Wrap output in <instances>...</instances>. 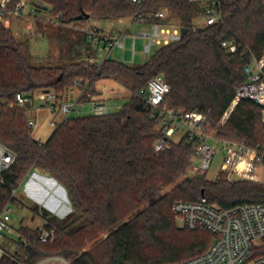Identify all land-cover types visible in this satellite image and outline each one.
<instances>
[{"label":"trees","instance_id":"obj_1","mask_svg":"<svg viewBox=\"0 0 264 264\" xmlns=\"http://www.w3.org/2000/svg\"><path fill=\"white\" fill-rule=\"evenodd\" d=\"M20 1L11 0L10 8ZM27 1L42 4L38 15L61 16L62 26L84 27L87 15L120 20L133 18L138 11L146 12V24L167 25L169 17L156 16L165 11L185 32L180 41L159 47L141 66L110 58L87 64L83 56L79 62L61 66L33 67L25 57L27 45L0 20V142L17 154L15 163L0 173V213L7 205L27 208L55 236L53 242L43 243L39 229L22 225L15 243L18 251L0 264H38L49 258L70 264L186 261L208 251L215 235L177 228L172 211L175 202L205 197L223 209L264 204L263 183L231 182L225 173H219L215 181L206 175H189L194 145L188 136L169 140L167 148L156 151V144L164 139L162 118L154 116L146 104L148 82L162 76L171 87L164 103L207 116L204 130L209 134L231 107L238 87L248 81L246 68L254 59L264 58V0H218L222 19L207 27L199 26L205 5L190 0H143L140 4L130 0ZM84 32L88 39V31ZM226 41H234L237 52L223 47ZM94 44L90 41L85 47L86 57H97ZM105 79L119 81L131 92L120 111L69 118L57 124L46 142L34 138L27 107L16 104L18 97L33 98L40 91H54L62 99L75 81L81 83L78 102H92L98 94L96 83ZM216 137L258 144L264 152L261 106L241 100ZM35 170L67 190L73 210L66 217L59 218L36 203L27 205L14 195ZM103 232L107 236L101 243L84 249ZM82 234L85 240L79 241ZM173 234L183 235L168 240ZM263 253L264 249L255 255Z\"/></svg>","mask_w":264,"mask_h":264},{"label":"built area","instance_id":"obj_2","mask_svg":"<svg viewBox=\"0 0 264 264\" xmlns=\"http://www.w3.org/2000/svg\"><path fill=\"white\" fill-rule=\"evenodd\" d=\"M135 4H140L143 0H130ZM193 3L205 5V17L199 26H212L222 19L218 0H190ZM11 0H0V20L8 23L5 17L11 14L15 17L21 16L25 10L27 15L35 19L40 15L46 16L56 25L61 24V16L53 17L50 14H39L37 10L42 6L38 1L34 3L21 0L12 9ZM30 6V9H29ZM158 18H165L166 12L162 11L156 15ZM133 21L146 24V12L138 11L132 18ZM4 23V24H5ZM163 24L154 23L150 26L152 31L146 35L150 43L145 46L146 52L152 50V46L161 47L172 42H178L182 38V29L179 31ZM178 26V25H177ZM89 39L98 45V49L104 53H110L115 47H125L126 34L105 35L97 29L88 31ZM133 54L135 52V40ZM229 52H237V44L234 41L223 43ZM87 64L101 63L97 58L86 59ZM264 58L254 59L253 63L246 68L248 81L238 87L237 96L231 107L223 116L224 123L227 121L236 105L244 99L252 100L261 106V118L264 123ZM75 87H80V82L75 81ZM171 91L170 85L162 76L155 77L148 82L146 104L153 110L154 116L162 118V134L164 139L160 140L156 146V151H162L168 147V141L174 136L182 134L188 136L194 145L195 175H207L211 169L214 156L217 153L216 144L222 147L220 151L224 154V160L220 173H226L231 182L250 181L263 183L261 176L257 174L258 169H262L264 177V152L258 144H251L247 141L232 142L221 140L216 135H207L204 128L207 126V116L199 112H182L169 107L164 103L165 97ZM82 95V94H81ZM38 100L44 105L51 107L53 112L56 109L65 114L63 121L69 119V114L77 111V103H66L59 99L54 91H40L33 98L18 97L17 105L21 108L27 107V111L32 109L30 105ZM94 115H106L109 113L105 104L93 101ZM14 104H10L13 107ZM29 127L35 126L34 120L29 119ZM58 123L53 122L56 127ZM42 143V140H39ZM216 143V144H215ZM17 159V154L8 146L0 142V173L8 170ZM219 175V173H218ZM16 195L17 190L13 191ZM174 216L182 222L183 227L190 230H204L215 235L212 246L204 254L190 260L175 262L171 264H264V253L255 255L256 251L264 249V204L251 203L236 205L229 209H223L211 204L205 197L198 201L187 202L177 201L172 207ZM12 205H7L0 213V236L5 232L12 220ZM46 223L39 229V237L43 243L55 240L54 232L45 228ZM8 253L0 246V263ZM53 259V258H49ZM49 259H45L38 264H45ZM62 259V258H61Z\"/></svg>","mask_w":264,"mask_h":264},{"label":"rangeland","instance_id":"obj_3","mask_svg":"<svg viewBox=\"0 0 264 264\" xmlns=\"http://www.w3.org/2000/svg\"><path fill=\"white\" fill-rule=\"evenodd\" d=\"M27 10L28 8L18 17L7 14L5 19L9 20L10 24L8 26V23H5V21L4 23L6 27L11 28L19 42L27 45L25 57L27 63L33 67H56L72 62H79V58L86 56L84 49L89 44L84 31H91L95 28L100 29L105 34L114 32L116 35H122L126 30L129 32V36L126 35L128 38L125 39L124 49L115 47L110 53L99 51L97 52V58L99 60H104L108 57L112 60L124 62L129 66H141L144 65L159 48L153 45L152 50L146 52L145 46L150 43L146 35L151 33L152 27L148 24L136 21L132 22L131 18L121 20H99L92 18L89 22H86L87 25H84V27L75 25L59 26L51 22L50 19H45L41 16L35 17L34 19L27 15ZM166 15L170 20L169 26L172 27V25H175V29L181 31V27L176 19L174 17L172 18L168 13H166ZM134 36H136L135 58H133ZM78 37L81 41L77 40ZM93 47L97 51V45L94 44ZM96 89L98 94L100 93L103 102L107 105L109 113L119 112L128 101L131 94L128 87L116 80L105 79L98 81L96 83ZM80 93H82V91L79 88L73 87L67 90L64 95L66 101L73 100L75 101L74 103H77L78 110L70 113L69 118L94 115L92 102H77L76 99ZM30 106L33 108L28 110V116L29 119L35 122L33 136L36 140L46 142L55 130L53 122L61 123L65 118V114L62 113L59 108L56 109V112H53L51 107L44 105V103L38 100H35ZM223 125L224 119L222 118L218 126L213 129L210 128V133L207 135H216L217 131ZM182 134L174 136L173 140L179 141L182 138ZM216 147L217 153L214 156L211 169L206 175L211 181L217 179L224 160V154L220 151L222 146L216 144ZM262 171L261 168L258 169L257 174H259L262 181H264ZM193 174L195 175V171L192 168L189 171V175ZM28 178L29 180H26L17 190V198L27 205L36 203L41 208L49 210L53 215L59 218H64L72 212L73 208L67 190L54 178L40 170H35ZM172 189L173 186L166 189L165 192L171 191ZM122 208L124 210L125 206H122ZM12 210V220L9 228L0 236V246L8 252V256L11 258L19 249L17 244H15L19 237L17 230L22 225L28 226L30 229H41L43 226L42 219L34 218L27 208H19L16 205H12ZM174 219L177 228L186 229L183 227L181 221L176 217H174ZM180 235H169L168 240L176 241L179 239L178 237H180ZM106 236L107 233H101L97 240L87 243L84 249H92L96 244L101 243ZM78 238L79 241L85 240V235L83 236L82 234ZM45 264L70 263L58 258H53L49 259Z\"/></svg>","mask_w":264,"mask_h":264},{"label":"crops","instance_id":"obj_4","mask_svg":"<svg viewBox=\"0 0 264 264\" xmlns=\"http://www.w3.org/2000/svg\"><path fill=\"white\" fill-rule=\"evenodd\" d=\"M41 17H43V18H45L46 19V16H44V15H40ZM92 18H90L87 22H89L90 20H91ZM132 19V18H131ZM121 20V19H120ZM132 22H134L133 20H132ZM87 25V24H86ZM149 25V24H148ZM59 26H62V25H59ZM95 29H97V28H95ZM97 30H99V31H101L100 29H97ZM87 31V30H86ZM102 33H104L103 31H101ZM125 34L126 33H128V34H126V35H128L129 36V32H128V30H126V32H124ZM105 34V33H104ZM109 34H115L114 32H110ZM109 34H105V35H109ZM121 34V33H120ZM128 36H126V38H128ZM77 40H79V41H81V39H79V37H78V39ZM88 40V42H90L91 40L88 38L87 39ZM133 45H134V41H133ZM97 47H98V45H97ZM119 47V46H118ZM121 48V47H120ZM114 49V48H113ZM99 50V49H98ZM100 51V50H99ZM112 51V50H111ZM110 51V52H111ZM102 52V51H101ZM104 53V52H103ZM89 57H86L85 56V60L86 59H88ZM97 58V57H96ZM108 58V57H107ZM133 58H135V52H134V54H133ZM98 59V58H97ZM100 62H102L103 60H99ZM86 62V61H85ZM66 94V93H65ZM81 94L82 93H80V95L77 97V102H78V100H79V98H80V96H81ZM63 102H66V103H74L75 101H73V100H69V101H66V99L64 98V96L62 97V99H61ZM93 101H97V102H99V103H102V104H105L104 102H103V100L101 99V95H100V93L99 94H97V95H95L94 96V98H92V102ZM106 105V104H105ZM107 106V105H106ZM32 175V174H31ZM44 179H46V178H44ZM27 180H29V178L27 179ZM43 180V179H42ZM48 180V179H47ZM58 259H60V260H63V259H61V258H58ZM63 261H65V260H63Z\"/></svg>","mask_w":264,"mask_h":264},{"label":"water","instance_id":"obj_5","mask_svg":"<svg viewBox=\"0 0 264 264\" xmlns=\"http://www.w3.org/2000/svg\"><path fill=\"white\" fill-rule=\"evenodd\" d=\"M86 18H87V19H90V16H89V15H87V16H86ZM184 32H185V31H184V30H182V33H183V34H184ZM63 260H64V259H63Z\"/></svg>","mask_w":264,"mask_h":264}]
</instances>
